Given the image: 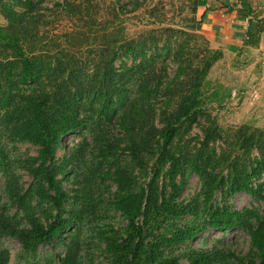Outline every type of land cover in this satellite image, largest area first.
<instances>
[{"label": "trees", "instance_id": "obj_1", "mask_svg": "<svg viewBox=\"0 0 264 264\" xmlns=\"http://www.w3.org/2000/svg\"><path fill=\"white\" fill-rule=\"evenodd\" d=\"M15 1V11L1 10L6 26L0 27V102L8 101L6 107L16 113L8 118L9 137L38 147V157L27 167L33 187L22 192L12 175L4 179L3 194L15 212L0 209V236L17 240L24 253L34 254L68 231L73 223L65 217V207L71 198L53 162L62 138L83 127L75 107L88 105L108 124L125 108L129 131L124 150L146 177L148 158L156 159L144 187L114 155L113 143L102 147V160L112 161V205L127 223L121 235L104 238L110 264H264V129L240 127L228 146L204 109L207 77L223 55L201 34L199 0H189V12L180 10L177 22L164 11L170 0H67L57 5L71 24L61 31L49 29L38 2ZM208 1L209 10L220 7L217 0ZM254 1L256 7L251 0L226 1L227 11L237 15L235 35L249 47H256L264 34V13L258 11L264 0ZM140 17L142 27L133 28V18ZM127 57L131 66L116 70V63ZM60 93L72 95L67 110L59 103ZM200 120L206 123L201 136L181 145ZM220 141L222 168L210 170L208 155ZM5 162L0 150V173L6 174ZM185 168L200 180L199 208L176 202L185 188L177 178ZM218 194L247 195L263 203V214L252 207L237 211L217 206ZM1 199L2 194L0 204ZM209 229L243 230L250 238V260L236 261L218 241L210 249L185 248L175 254ZM67 253L60 264H75L74 254ZM0 264H9L6 250L0 249Z\"/></svg>", "mask_w": 264, "mask_h": 264}, {"label": "rangeland", "instance_id": "obj_2", "mask_svg": "<svg viewBox=\"0 0 264 264\" xmlns=\"http://www.w3.org/2000/svg\"><path fill=\"white\" fill-rule=\"evenodd\" d=\"M34 1L38 2V8L45 15V21L49 23L48 26L51 31H61L71 25L70 22L63 19L57 6L67 0ZM154 1L162 4L168 3V0ZM16 2L15 0H0V27L6 26L1 10L6 6L11 11H15ZM170 3L171 5L167 4L166 10H164L167 12L168 19L174 17L177 22L180 17L178 15L180 10L182 13L189 12V0H170ZM158 9H162V6L159 5ZM136 18L132 20L133 25H135L133 28H136V25H139L140 20L143 19L141 17ZM203 37L205 38L204 35ZM208 43L210 46L209 41ZM131 63L132 60L129 57L123 58L116 63L115 69L118 70L123 66L130 67ZM255 76L257 75L255 74ZM215 77L216 74L211 76L210 73L207 77L208 85L204 89L203 106L211 118L216 120L226 139L225 143L230 146L234 142V132L240 127L264 129V82H259L258 77L256 81L245 82L237 77L228 76L222 84ZM257 82L258 84H256ZM135 85L133 82L130 83L133 91ZM7 94L4 93L5 96ZM132 94L130 93V96ZM71 96L69 93L58 94L59 103H64L66 110L69 108V104L66 102ZM162 101V99L158 100L157 105L159 106ZM8 105H10L8 101L6 103L0 102V150L6 157L4 164L6 174L0 173V194H2L0 209L4 211L9 208L13 213L15 210L11 208L8 199L3 194L4 179L6 175H12L16 187L22 192L33 187L34 181L29 175L27 167L31 166L38 157V147L18 143L12 136L9 137L8 118L16 113L12 107H6ZM82 105L76 106L75 110L79 111L78 118L83 123V127H80L75 134H67L62 138L56 149L53 162V166L61 173L59 179L63 189L71 198L65 207V217L70 218L73 224L60 239L51 244L40 246L34 254L24 253L17 240L0 236V249L9 253V264H60L68 251L69 254H74L75 264H110L104 238L115 233L121 235L127 223L121 213L115 210L112 205L116 194V187L110 174L112 161L107 160L105 162L102 160V147L107 143H113L114 155L125 168L138 177L139 185L145 187L153 176L152 171L155 167L156 158L154 159L152 156L148 158L149 166L146 171L149 175L146 177L145 172L137 169L124 150L127 146L129 131V124L125 122L128 116L123 115L125 108L118 111L113 124H108L99 118L98 113L92 111L88 105L85 107ZM7 109L11 115L6 112ZM204 126L206 123L200 120L198 125L193 127L191 134L184 137L181 145L189 146V139L197 135L201 136V130ZM179 142V139L175 141L177 144ZM223 147V141L212 146L211 153L208 155L209 159L206 162L210 166V170L218 171L222 168L219 161ZM231 152L232 154L236 153L234 146H232ZM235 156L233 155V157ZM177 180L179 185L185 183V188L177 197L176 202L183 206L192 205L199 208L202 205V200L198 197L200 180L195 175H191L187 168ZM215 200L217 206L225 204V206L237 211L252 207L259 209L263 214V203L256 202L244 194L234 196L218 194ZM179 224L181 223L179 222ZM216 241L229 247V250L234 253L236 261L238 259L246 262L250 260V238L241 229L228 232L209 229L197 236L192 242L186 243V246L180 247L175 254L184 252L185 248L210 249ZM252 258H255L254 255ZM180 262L185 264L186 260ZM234 262L235 260H232L231 264Z\"/></svg>", "mask_w": 264, "mask_h": 264}, {"label": "crops", "instance_id": "obj_3", "mask_svg": "<svg viewBox=\"0 0 264 264\" xmlns=\"http://www.w3.org/2000/svg\"><path fill=\"white\" fill-rule=\"evenodd\" d=\"M226 1L217 0L220 7L209 10L210 2L199 0L197 9V21L203 20L202 34L210 42V47L223 55L211 69L210 75L216 74L215 78L222 84L228 76L237 77L245 82L256 81L258 77L259 82H264V34L261 35L256 47L245 46L243 38L235 35L237 15L235 11H227L230 5L226 6ZM251 2L256 7V2L254 0ZM258 9L264 13V8Z\"/></svg>", "mask_w": 264, "mask_h": 264}]
</instances>
